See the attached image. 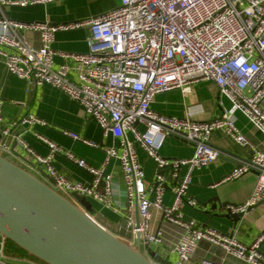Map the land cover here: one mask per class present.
Returning <instances> with one entry per match:
<instances>
[{
  "label": "built area",
  "instance_id": "built-area-1",
  "mask_svg": "<svg viewBox=\"0 0 264 264\" xmlns=\"http://www.w3.org/2000/svg\"><path fill=\"white\" fill-rule=\"evenodd\" d=\"M58 1L62 0H0V6L26 8ZM80 29L89 31L86 53H68L53 47L56 33ZM27 34L39 36L40 46H35ZM0 56L9 74L26 81L29 88H56L79 103L104 136L112 135L118 141L117 146L105 150V160L99 166L67 154L73 164L92 176L89 184L71 181L55 169L53 160L63 151L42 135L38 137L50 149L47 156L30 148L24 135L18 138V148L29 159L12 151L8 140L0 142L1 155L14 163L21 159L20 167L38 179L50 177L54 180L52 188L62 195L72 197L77 193L111 212L117 211L111 167L116 161L126 190L127 229L131 228L133 236L141 234L147 257L149 248L165 245L163 232L153 227V211H157L164 221L182 230L163 256L167 264H171V255L176 257L175 264L190 261L203 241L246 264H264V232L253 244L246 245L232 234L185 220L182 213L184 203L191 208L200 207L189 195L193 172L224 155L212 146V134L222 131L235 144L250 146L235 125L232 113L225 110L217 118L197 121L191 110L176 117L152 108L158 95L179 91L189 96L199 83L212 82L233 110L242 112L252 127L264 135V0H120L117 8L105 14L57 24L15 22L3 15ZM3 106L4 101L0 100V124ZM40 123L47 126L28 114L0 131L9 137L20 126L30 129ZM64 134L90 148H99L80 134ZM168 136L185 139L193 146L194 155L183 160L163 157L161 149ZM139 151L153 162L155 169L150 180H146ZM253 152L252 157L239 160L237 167L222 179L233 182L257 174L252 195L233 209L235 213H245L260 202L264 204V151L254 148ZM183 167L187 171L181 177ZM167 191L173 197L172 203L166 201ZM136 206L139 229L133 216ZM126 241L136 245L134 238ZM5 242L1 237L0 252ZM201 264L218 263L203 260Z\"/></svg>",
  "mask_w": 264,
  "mask_h": 264
},
{
  "label": "crops",
  "instance_id": "crops-1",
  "mask_svg": "<svg viewBox=\"0 0 264 264\" xmlns=\"http://www.w3.org/2000/svg\"><path fill=\"white\" fill-rule=\"evenodd\" d=\"M119 2L120 0H62L52 4H40L26 8L2 4L0 6V16L5 15L10 20L24 23H71L89 20V18L105 14L107 11L117 8ZM27 37L33 41L35 46H40L39 36L27 34ZM88 37L89 31L86 29L58 32L53 47L56 50L68 53H86L88 51L86 44ZM57 62L60 63V60L58 59ZM1 80L3 86L0 100L4 101V106L0 130L12 121L19 120L22 116L28 114L46 122L47 126L40 123L30 129L20 126L16 129V132L22 133L28 146L44 156L50 154L49 145L42 141L38 135H42L48 141L60 146L63 154H57L54 158L53 166L55 169L71 181L91 183L92 176L85 169L73 164L67 154L83 159L92 166H99L105 160V150L118 145L117 139L112 135L104 136L97 122L93 118L88 119L85 116L80 104L74 100L72 101L56 88L54 89L48 85L29 88L26 81L9 74L4 59L0 56V84ZM152 108L160 114L176 117L185 116L186 112L191 110L194 119L197 121L217 118L225 110L232 113L235 125L246 136L250 146L245 147L235 144L222 131L212 134L210 138L212 146L221 149L224 155H221L217 161L208 165V167L193 172L189 195L197 200L200 207L191 208L184 203L182 213L185 220H193L200 225L211 226L221 232L232 234L246 245L253 244L264 232V204L262 202L245 212L237 225H235L234 220L225 216L226 211L224 209L218 207L213 211L212 207L217 205L213 201L216 199L219 203L228 202L238 205L252 195L256 184V173L248 174L233 182H222V179L237 167L239 160L252 157L254 148L264 151L263 133L252 127L242 112L234 111L230 102L219 94L218 87L212 82L199 83L189 96H185L179 91L158 95L152 104ZM27 130L30 131L27 132ZM65 132L80 134L84 139L97 143L99 148H90L79 141L72 140L64 134ZM161 150L162 156L168 159H190L194 155V149L190 143L181 142L172 136L166 138ZM16 152L29 159V156L22 149L18 148ZM229 153L237 156H231ZM139 159L145 168L146 180H150L155 169L153 162L146 158L142 151H139ZM15 163L17 165L21 164V159H16ZM111 167L113 169V203L117 211H107L97 202H89L110 220L120 223V219L125 218L128 211L126 190L118 168V162L113 161ZM186 171V167H183L181 177ZM166 201L168 203L173 201L170 191H167ZM133 216L134 218L136 216L135 208ZM152 222L155 229H160L163 232L165 245L151 249L163 257L167 247L177 240L182 230L180 227L164 221L157 211H153ZM261 250L264 252V242L261 245ZM192 257L185 264H201L203 260L218 264H246L240 258L226 254L222 248L220 249L205 241L199 244ZM169 260L171 264H175L176 257L171 255ZM0 264L44 263L16 253L6 243L4 250L0 252Z\"/></svg>",
  "mask_w": 264,
  "mask_h": 264
},
{
  "label": "water",
  "instance_id": "water-1",
  "mask_svg": "<svg viewBox=\"0 0 264 264\" xmlns=\"http://www.w3.org/2000/svg\"><path fill=\"white\" fill-rule=\"evenodd\" d=\"M2 86L1 80L0 96ZM21 135L14 130L5 137L0 131V142H11L15 152ZM53 184L50 177L38 179L0 154V238L44 264H167L151 248V258L144 254L141 234L133 236L131 228L127 229V219L122 217L120 223H115L81 195L66 197L52 188ZM213 201L217 205L212 210L221 207L235 225L245 214L233 211L239 204ZM135 214L139 229L137 206ZM133 238L136 245L126 241Z\"/></svg>",
  "mask_w": 264,
  "mask_h": 264
},
{
  "label": "trees",
  "instance_id": "trees-1",
  "mask_svg": "<svg viewBox=\"0 0 264 264\" xmlns=\"http://www.w3.org/2000/svg\"><path fill=\"white\" fill-rule=\"evenodd\" d=\"M5 243H7V246H9L11 249H13L16 253H19L21 255H24V256H28L30 257L24 250L22 251L20 248H18L15 244L9 242V241H6ZM32 258V257H31ZM33 259V258H32ZM35 260V259H34Z\"/></svg>",
  "mask_w": 264,
  "mask_h": 264
}]
</instances>
